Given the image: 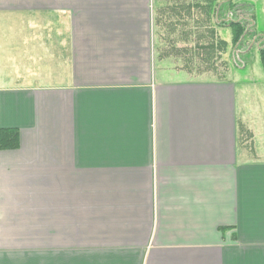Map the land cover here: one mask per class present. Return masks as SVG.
Segmentation results:
<instances>
[{
  "label": "crops",
  "instance_id": "crops-1",
  "mask_svg": "<svg viewBox=\"0 0 264 264\" xmlns=\"http://www.w3.org/2000/svg\"><path fill=\"white\" fill-rule=\"evenodd\" d=\"M263 50L264 0H0V264H264Z\"/></svg>",
  "mask_w": 264,
  "mask_h": 264
},
{
  "label": "trees",
  "instance_id": "trees-1",
  "mask_svg": "<svg viewBox=\"0 0 264 264\" xmlns=\"http://www.w3.org/2000/svg\"><path fill=\"white\" fill-rule=\"evenodd\" d=\"M232 6L236 7L238 6L237 1H232ZM232 24H234L236 33H235V39H238L242 36V34L247 30L243 19L241 20H233ZM262 55L264 57V50L262 51ZM17 139L18 135L17 132L14 130H8V129H0V148L2 147H14L17 145Z\"/></svg>",
  "mask_w": 264,
  "mask_h": 264
},
{
  "label": "rangeland",
  "instance_id": "rangeland-1",
  "mask_svg": "<svg viewBox=\"0 0 264 264\" xmlns=\"http://www.w3.org/2000/svg\"><path fill=\"white\" fill-rule=\"evenodd\" d=\"M241 1H244V0H241ZM237 4L238 6L236 7H233V11H232V16H233V20L237 19V18H242L243 17V21H244V24L247 28V33H249V36L250 37H254L255 33H254V30H253V27H254V24L252 23L253 21L250 19L252 18V14L249 13V10L246 8L245 5H240V1H237ZM246 34V31L242 34V36L238 39H235L234 40V46L235 48L234 49H237L240 42H242V38H244L243 36H245ZM248 36V35H247ZM252 38H249L250 40H248V42H246V44L243 45L242 48H240V50H245L247 49L248 47V44L250 43L249 41H251ZM234 59H235V53H234ZM263 60H264V57H263Z\"/></svg>",
  "mask_w": 264,
  "mask_h": 264
}]
</instances>
